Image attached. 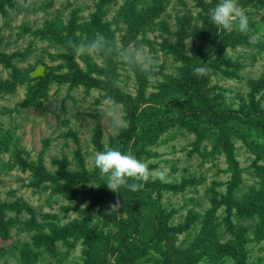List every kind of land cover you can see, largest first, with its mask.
I'll return each mask as SVG.
<instances>
[{
    "label": "rangeland",
    "instance_id": "1",
    "mask_svg": "<svg viewBox=\"0 0 264 264\" xmlns=\"http://www.w3.org/2000/svg\"><path fill=\"white\" fill-rule=\"evenodd\" d=\"M218 2L0 0V264H110L124 237L139 231L144 209L130 190L112 192L102 178L50 182L41 174L91 171L94 153L123 134V105L95 85L103 71L133 96L146 78L145 105L162 96L173 104L187 97L182 59L213 41L203 65L210 71L196 80L204 108L264 109V0H238L249 24L259 21L250 43L238 32L217 39L222 30L210 12ZM54 31L77 42L102 34L117 50L142 45L155 66L138 76L115 54L102 60L73 52ZM40 63L44 81L29 79ZM224 126L227 139L199 112L165 130L159 143L139 147L177 256L168 238L130 264H264V125L238 118ZM117 199L119 212L111 211ZM69 224L78 230L70 242L58 241V253L29 249L33 235L55 237Z\"/></svg>",
    "mask_w": 264,
    "mask_h": 264
},
{
    "label": "trees",
    "instance_id": "2",
    "mask_svg": "<svg viewBox=\"0 0 264 264\" xmlns=\"http://www.w3.org/2000/svg\"><path fill=\"white\" fill-rule=\"evenodd\" d=\"M138 1V0H137ZM164 0H152L153 3L160 5ZM167 2L169 0H166ZM136 5V0H133ZM259 4V3H258ZM165 7V6H164ZM159 14L158 10H154L150 16L152 21L155 16ZM259 21L252 19L249 24V32L245 35L239 33L241 36L239 38H246L247 42L250 41L251 34L257 29ZM234 33H227L222 30V34L217 36L218 40H226L227 35L233 36ZM54 34L61 38V41L66 45V41L69 38L66 35H62L59 31H54ZM210 41L209 45L212 46ZM230 42H226L223 45L225 47ZM209 45L200 50H195L194 54L190 56H185L182 61L184 64L188 65L189 75L182 74L181 79H187L184 81L187 90L185 93L187 97L183 99H178L175 103L171 104L165 98L161 101L155 100L153 103L145 105L146 99V89L147 82L146 78H139L141 89L139 93L135 96L119 90L112 85L110 75L107 71H103V78L95 80V85L101 87L106 91L107 95L114 98L117 102L123 105L124 118L127 120V126L123 127L122 135H117L112 138L110 146L117 148L122 152L131 151L133 155L137 157V151L140 146L145 144L159 143L162 134L169 127L179 124L181 120L193 121L194 117L200 113H206L214 123L223 127V134L225 139L231 136L229 130L224 126L226 122L235 119H241L245 124L256 126L264 125V109H256L249 111L248 113L242 115L239 112L229 111V110H206L204 108L206 104L204 96L198 91V84L196 83L197 76L194 74L193 69L198 66H203L209 54ZM186 59V60H185ZM71 57H70V59ZM72 67L74 71L78 70L76 63L72 61ZM137 75L140 76L144 74V71H137ZM45 74V73H44ZM46 76L30 77L29 79L39 78L40 82L44 81ZM72 76L70 79H72ZM184 92V91H183ZM183 93V94H185ZM159 102V104H157ZM209 105V104H208ZM207 105V106H208ZM209 108V107H208ZM121 132V133H122ZM237 136H242V133L234 134ZM224 138V136H222ZM138 158V157H137ZM32 165V164H31ZM37 168V166H34ZM39 169V168H38ZM44 180L50 182H59L62 179L67 181H72L74 179H83L85 181H97L101 179L98 174V169L94 168L91 171H67L61 170L56 172L44 171L41 173ZM131 192L133 196L141 206L143 207V220L139 225V231L132 232L131 234L124 237L122 243H120L116 248V256L113 263L110 264H130L131 261L136 260L139 257H143L149 252V248L157 246L160 242L170 238L172 233L167 229V219L164 217L166 215L165 209L159 202L161 197L160 191L159 195L156 189L148 181L145 183L143 190L137 192ZM263 195V194H262ZM78 230L77 225L69 224L60 228L58 234L55 237L46 236L45 238H38L35 235L31 237V244L28 243L29 249H33L35 252L42 251L49 254H56L59 252L58 241L63 240L64 244L70 242L69 238ZM8 235V233H7ZM6 235V236H7ZM176 259V258H174Z\"/></svg>",
    "mask_w": 264,
    "mask_h": 264
},
{
    "label": "clouds",
    "instance_id": "3",
    "mask_svg": "<svg viewBox=\"0 0 264 264\" xmlns=\"http://www.w3.org/2000/svg\"><path fill=\"white\" fill-rule=\"evenodd\" d=\"M210 18L217 28L227 33L236 31L246 35L250 30L249 17L245 9L238 4V0H219L211 10ZM66 46L73 52H79L93 59L107 60L115 54L127 70L132 72L150 71L155 66V60L145 51L144 46L129 45L117 50L102 34H97L86 42L69 39L66 41ZM209 71L204 66L193 69L196 75H206ZM93 159L99 176L105 181L104 185L115 193H119L122 187L132 192L141 191L152 177L147 163L138 159L131 151L122 152L105 145L103 150L94 153ZM158 178L164 180L166 172L160 171ZM120 207L119 199L110 205L111 211L119 212Z\"/></svg>",
    "mask_w": 264,
    "mask_h": 264
},
{
    "label": "water",
    "instance_id": "4",
    "mask_svg": "<svg viewBox=\"0 0 264 264\" xmlns=\"http://www.w3.org/2000/svg\"><path fill=\"white\" fill-rule=\"evenodd\" d=\"M132 45V44H131ZM45 73V65L43 63H40L34 71H32L29 76L30 77H37L42 76ZM173 238H169L168 240V247L169 249L174 253V257L177 256V253L174 250L173 244H172Z\"/></svg>",
    "mask_w": 264,
    "mask_h": 264
}]
</instances>
